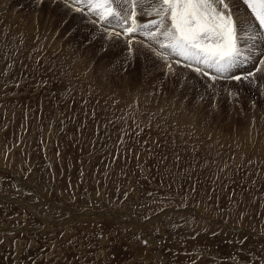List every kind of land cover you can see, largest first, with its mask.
Listing matches in <instances>:
<instances>
[{
    "label": "rangeland",
    "instance_id": "374dc122",
    "mask_svg": "<svg viewBox=\"0 0 264 264\" xmlns=\"http://www.w3.org/2000/svg\"><path fill=\"white\" fill-rule=\"evenodd\" d=\"M90 19L0 0V264H264V75L170 72Z\"/></svg>",
    "mask_w": 264,
    "mask_h": 264
},
{
    "label": "snow or ice",
    "instance_id": "6c2138e0",
    "mask_svg": "<svg viewBox=\"0 0 264 264\" xmlns=\"http://www.w3.org/2000/svg\"><path fill=\"white\" fill-rule=\"evenodd\" d=\"M70 11L99 19L90 22L102 23L103 36L109 40L138 33L145 36L151 44L141 43L161 60L169 61L172 56L183 60L184 67L192 69L199 75L209 77L215 83L217 79H229L237 82L264 75V59L259 66L246 75H227L243 62L245 40L264 37V0H242L246 10L258 25L260 32H255L249 24L237 16L234 9L236 0H61ZM158 17L143 22L144 17ZM91 33L88 42L95 39ZM103 38V37H102ZM129 52L133 41H127ZM152 44L158 45V49ZM250 58V57H247ZM181 60L167 63L173 72L172 63L180 64ZM209 70L218 75H210Z\"/></svg>",
    "mask_w": 264,
    "mask_h": 264
},
{
    "label": "bare ground",
    "instance_id": "6f19581e",
    "mask_svg": "<svg viewBox=\"0 0 264 264\" xmlns=\"http://www.w3.org/2000/svg\"><path fill=\"white\" fill-rule=\"evenodd\" d=\"M249 26H250V24H246L244 27L245 28L246 27L249 28ZM255 30H256L255 32H259V30H257L256 28H255ZM262 38L254 39V40H247V41H250V43H248V44L245 41V46H247L246 48L248 49L249 52H252V61H254V58H255L256 63H257V60H256L257 57H256V55L257 54L258 55H262V53L264 51V42H263V39ZM166 68L168 69V67H166ZM253 69H255V67H253Z\"/></svg>",
    "mask_w": 264,
    "mask_h": 264
},
{
    "label": "flooded vegetation",
    "instance_id": "af4514ba",
    "mask_svg": "<svg viewBox=\"0 0 264 264\" xmlns=\"http://www.w3.org/2000/svg\"><path fill=\"white\" fill-rule=\"evenodd\" d=\"M85 230H86V231H89V232H91V230H90V229H88V228H86ZM98 237L100 238V237H101V235H99ZM116 237H117V236H116ZM141 243H142V245H145V240H142V242H141ZM148 256H149V258L151 257V258L153 259V257H152L151 255H148Z\"/></svg>",
    "mask_w": 264,
    "mask_h": 264
}]
</instances>
